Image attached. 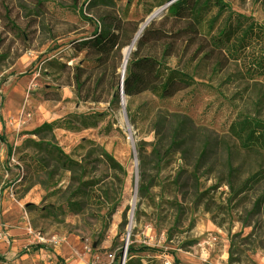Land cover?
Here are the masks:
<instances>
[{
  "label": "rangeland",
  "instance_id": "1",
  "mask_svg": "<svg viewBox=\"0 0 264 264\" xmlns=\"http://www.w3.org/2000/svg\"><path fill=\"white\" fill-rule=\"evenodd\" d=\"M176 1L0 0V264H264V150L230 131L264 78Z\"/></svg>",
  "mask_w": 264,
  "mask_h": 264
},
{
  "label": "trees",
  "instance_id": "2",
  "mask_svg": "<svg viewBox=\"0 0 264 264\" xmlns=\"http://www.w3.org/2000/svg\"><path fill=\"white\" fill-rule=\"evenodd\" d=\"M186 0H177L168 9H178ZM212 10L222 15L220 27L210 38V44L223 50L230 60L240 63L243 75L248 79L264 78V25L253 17L225 7L221 0H194L191 6V18L199 23ZM163 87L174 79H183L184 75L173 69L163 71ZM125 95L129 90L123 89ZM58 123V122H57ZM55 122L43 123L35 132L44 129L52 130ZM230 131L239 140L244 149L258 147L264 150V121L252 117H243L240 121L231 124ZM56 149L57 156L66 161V156ZM156 149L152 153H156ZM202 159L200 155L199 160ZM126 264H134L129 260Z\"/></svg>",
  "mask_w": 264,
  "mask_h": 264
},
{
  "label": "water",
  "instance_id": "3",
  "mask_svg": "<svg viewBox=\"0 0 264 264\" xmlns=\"http://www.w3.org/2000/svg\"><path fill=\"white\" fill-rule=\"evenodd\" d=\"M162 9L163 8L155 10L154 12H152V14L146 20L145 24H147L152 18L156 17L162 11ZM119 92H120V97H122V95H123V87H122V85H121V88H120Z\"/></svg>",
  "mask_w": 264,
  "mask_h": 264
},
{
  "label": "bare ground",
  "instance_id": "4",
  "mask_svg": "<svg viewBox=\"0 0 264 264\" xmlns=\"http://www.w3.org/2000/svg\"><path fill=\"white\" fill-rule=\"evenodd\" d=\"M142 29H143V26L140 28V30H139L138 33H140V31H141ZM129 51H130L129 48H126V49L124 50V60H127V57H128V55H129Z\"/></svg>",
  "mask_w": 264,
  "mask_h": 264
}]
</instances>
